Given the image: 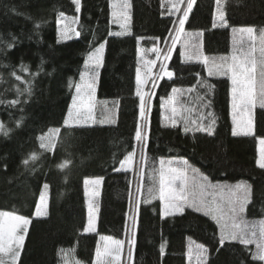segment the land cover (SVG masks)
Returning <instances> with one entry per match:
<instances>
[{"label": "trees", "instance_id": "obj_1", "mask_svg": "<svg viewBox=\"0 0 264 264\" xmlns=\"http://www.w3.org/2000/svg\"><path fill=\"white\" fill-rule=\"evenodd\" d=\"M113 1L81 0V11L76 13L71 0H0V100L5 101L0 104V122L10 130L7 136L0 133V210L31 218L20 264H64L58 250L72 248L74 255L67 257V264H74L77 259L82 264H93L101 235L124 242L121 262L113 264H193L189 261V247L195 252V244L208 248L203 264H241L242 260L245 264H264L252 261L250 254L236 242H226L220 247L218 229L202 214L188 210L183 215L162 219L158 199L144 203L159 159L185 158L213 183L248 181L252 185V204L248 206L247 218H264V169L256 164L258 138L264 136V109L257 106L253 110L255 136H233L230 79L208 76L203 64L195 60L183 62L179 56L185 38L182 35L177 38L171 58L164 59L172 37L176 36L174 22L182 15L186 3L181 5L180 12L176 14L173 9L170 15L171 5L165 6L162 0H128L129 31L115 36L108 33L122 29L113 22ZM222 7L230 27L219 24L213 27L215 0H195L184 25L185 33H202L192 37V43L202 46L210 57L232 55V28L254 27L257 31L264 28V0H222ZM61 12L79 17V36L61 38L57 23ZM236 36L239 38L240 34ZM103 39L108 42L95 84L96 96L116 101V121L67 127L64 119L75 94L74 84L80 83L79 72L83 70L89 42ZM249 43L245 35L243 48ZM8 44L12 47L8 48ZM154 47L162 50L159 57L151 51ZM140 49L144 58L155 61V70L166 65L175 73L171 80L167 77L156 80L155 88L151 79L148 83L146 97L151 94V98L146 162L141 160V149L135 140L137 123L143 124L136 95ZM21 63L27 65L28 72L20 73ZM13 70L25 80L31 79L33 86L31 97L24 93L19 97L21 103L10 107L6 102L17 98L16 86L27 87L10 74ZM31 73L38 75L32 79ZM200 79L215 85L209 93L212 104L208 109L199 107L197 95L205 91L198 85ZM172 87L196 88L179 97L185 107L193 109L184 116L199 119L202 113L208 123L212 117L207 113H213L212 135L185 134L182 122L175 128L170 126L165 119L170 109L160 105L171 94ZM57 128L60 132L54 152H43L33 165L35 171L28 170L22 161L34 151H43L37 138ZM133 150V168L114 171L119 168V161ZM64 160L69 165L58 168ZM89 177L103 179L96 199L97 229L84 232L88 223L84 180ZM44 183L50 186L48 210L37 217L35 205ZM133 234L135 245L130 260L128 241ZM161 244L165 246L163 255ZM248 247L255 249V245Z\"/></svg>", "mask_w": 264, "mask_h": 264}, {"label": "snow or ice", "instance_id": "obj_2", "mask_svg": "<svg viewBox=\"0 0 264 264\" xmlns=\"http://www.w3.org/2000/svg\"><path fill=\"white\" fill-rule=\"evenodd\" d=\"M165 6L171 5L169 14H172L173 9L180 12V5L186 3L183 8L182 15L174 22L173 31L176 36L172 37V45L167 49V54L164 59L168 60L172 56V51L177 43V38L181 35L184 36L182 43V50L179 56L183 62H191L195 60L203 64L207 70L208 76H227L231 81V114H232V135L233 136H255L253 110L258 106L264 109V29L259 30V34L255 35L257 30L254 27H243L240 29L232 28L233 33V53L229 56L210 57L206 55L202 46H197L192 43V37H199L202 33H185L184 25L188 20L189 14L195 4V0H162ZM75 6V12L81 11V0H71ZM215 12L213 19V27H230L225 18L226 14L222 7V0H215ZM123 11L117 12V5L113 3L112 16L114 18L122 16L124 23L120 25L122 31L116 33H108V35L120 36L128 33V21L130 16L127 9L131 7L128 0H124L121 6ZM64 13L59 14L57 23L61 20H66ZM73 23H78L79 17L72 18ZM178 24V27L176 25ZM38 27V25H37ZM75 31L67 27L61 30L60 36L68 38V32ZM240 36L237 38L236 34ZM79 36L78 31L75 32ZM250 41L246 49L243 48L244 37ZM171 36V33H170ZM107 39L95 43L89 42V50L86 53V58L83 62V70L79 72L80 83H75V95L72 96L71 104L67 111V116L64 119V125L72 127L75 125H83L89 121H93V100L95 98V84L99 77V70L104 63V52L107 44ZM8 48L12 44L7 45ZM152 52L161 55V49L152 48ZM237 52L240 54L237 55ZM150 65L155 64V61H149ZM42 70V69H41ZM20 73L28 72L27 65L21 63ZM151 67L148 68V73H151ZM162 75L152 78L153 88L157 86L156 80L167 77L171 80L174 77V72L167 70V66L161 67ZM16 81L26 84L27 87L21 88L16 86L17 98L7 101L8 106H16L21 103L19 99L24 93L28 97L32 95V80H25L22 75L13 70L10 73ZM32 79L38 73L30 74ZM197 76L200 74L197 73ZM147 83L146 80L141 78L140 69L136 70V95L140 99L139 104V118L143 124L137 123L135 129V140L141 149V160L146 162L145 150L148 147V137L150 132V107L149 94L146 99V94L142 90V86ZM200 88L204 89V93L198 94L197 99L200 101L199 107L208 109L211 107L212 101L209 98L215 85L209 83L206 79L198 81ZM185 91L192 93L196 91L195 87H190L187 90L177 87L171 88V94L161 100V108L170 109V115L165 119L170 122V126L175 128L178 123H183V132L196 133L203 132L212 135L214 132L215 118L211 112L207 113L208 117H212L210 122L205 123V117L202 113L199 119H190L184 116L185 112L191 113V107H185L184 103L179 99L183 96ZM27 102L26 100L24 101ZM5 103L0 100V104ZM247 113V118H243V114ZM238 116L241 118L238 119ZM23 120V117H21ZM101 123H115V119L111 116H105V120ZM20 121H17L19 126ZM9 129L0 122V133L7 136ZM60 129H49L47 133L39 136V149L41 151H34L25 158L22 163L30 171H35L33 165L40 159L43 152H54L57 144V139ZM259 158L256 164L259 168L264 169V136L258 138ZM135 156V150L127 154V156L119 161V168H114V171H127V166L132 163ZM68 160H64L57 165L58 168L64 169L69 165ZM158 168L154 167L152 172V186L147 189V196L144 203H151L153 199H158L161 202V218H166L175 215H183L186 211L190 210L194 213H200L204 217L214 222L218 229V244L223 247L226 242H236L244 247V250L251 256L252 261L264 262V218L259 220H249L247 213L249 205L252 204V185L246 180H238L234 184L228 183H213L208 175L203 174L200 169L190 164L185 158L179 160H165L160 158L158 161ZM102 177L94 179H85V193L87 195L88 186H99L102 182ZM49 184L44 183L43 189L39 194V201L35 205V216L39 217L45 214L47 209L48 190ZM139 191V188L137 189ZM98 191L94 190L92 196L98 195ZM139 209V202H137V212ZM135 223V217H133ZM30 224L29 217L19 215L12 211H0V264H20L21 253L24 248L25 237ZM95 213L94 204L90 200L88 204V225L84 228V232L95 231ZM215 235V233H214ZM101 241H111V244H105L103 247L98 246L95 251V259L93 264H113V261H118L121 254V246L123 241L113 240L111 237L101 236ZM129 253L128 257L131 260L132 247L135 245V238L128 241ZM195 244V242H192ZM255 245L252 250L248 246ZM75 249H59L58 255L67 264V257L74 255ZM219 251V249H217ZM165 252L164 244L160 246V253L163 255ZM208 252V248L203 244H195V255L200 264H203V257ZM193 249L189 247V261L192 258ZM74 264H82L81 261L74 260ZM241 264H245L242 260Z\"/></svg>", "mask_w": 264, "mask_h": 264}, {"label": "rangeland", "instance_id": "obj_3", "mask_svg": "<svg viewBox=\"0 0 264 264\" xmlns=\"http://www.w3.org/2000/svg\"><path fill=\"white\" fill-rule=\"evenodd\" d=\"M113 3H115L117 5L116 11L118 13L121 12V11H123V9H122L121 6L123 5L124 0H114ZM181 5H180V8H181ZM127 12H128V9H127ZM175 13L177 14L178 12L175 11ZM65 17H67V19L66 20H61L60 23H59V32H61V30H64L66 28V26L74 29L75 31L68 32V38H70L71 36H74L75 35V32L77 31V24L78 23H73L72 18L74 16L65 15ZM113 22L115 24L119 25V28H121L120 25L122 23H124V20H123V17L122 16H118V17L114 18ZM128 29H129V26H128ZM262 29H264V28H262ZM121 31L122 30H119L117 32H121ZM258 34H259V30L255 33V35H258ZM61 38L67 39V38H64V37H61ZM140 52H141V55H142L140 74H141V78L147 81V83L142 86V90L145 92V94H148L149 93L148 92L149 91L148 83H149L150 79L152 80V78H153L154 75H155L154 77L161 76L162 75V72H161V68L159 70H155L154 69L155 64H151L150 65L148 63L150 60L143 57V50L142 49H140ZM149 67H151V69H152L151 73H148V68ZM167 70H169V69H167ZM157 80H159V79H157ZM146 99H147V97H146ZM93 104H94V109H93V117L94 118H93V121H89V122L101 123L100 121L105 120V116H111L116 121V118H117V103H116V101H114V100L100 99V98H98L96 96V91H95V98L93 100ZM240 118L241 117L238 116V119H240ZM243 118L244 119L247 118V113L246 112L243 114ZM104 123H108V122H104ZM259 147H260V145H259ZM133 165H134V158H133L132 163L129 164L127 166V168H133ZM94 178H98V177H89L87 179H94ZM94 190L98 191V193H99V191H100V185L99 186L89 185L88 186V192H87V202H88V204H89V201L90 200L94 204L95 224H96L95 230H96L97 229V206H96V199H97V196L99 194L96 195V196H92V192ZM48 201H49V194H48L47 209H46L45 214L47 213V210H48ZM0 211H5V210H0ZM34 215H35V213H34ZM29 219L31 220L30 217H29ZM87 225H88V223H87ZM101 236L110 237L108 235H101ZM113 240H115V239H113ZM105 244H111V241H101L100 240L99 246L103 247ZM192 249L194 250V248H192ZM122 254H123V245L121 246V254H120L119 260L118 261H114V262H121ZM191 262L193 264H197L199 262L197 260V258H196V255H195V252L194 251H193V254H192Z\"/></svg>", "mask_w": 264, "mask_h": 264}, {"label": "crops", "instance_id": "obj_4", "mask_svg": "<svg viewBox=\"0 0 264 264\" xmlns=\"http://www.w3.org/2000/svg\"><path fill=\"white\" fill-rule=\"evenodd\" d=\"M260 148V147H259Z\"/></svg>", "mask_w": 264, "mask_h": 264}]
</instances>
